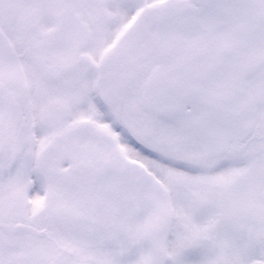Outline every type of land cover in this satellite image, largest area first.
<instances>
[{"label": "snow or ice", "instance_id": "snow-or-ice-1", "mask_svg": "<svg viewBox=\"0 0 264 264\" xmlns=\"http://www.w3.org/2000/svg\"><path fill=\"white\" fill-rule=\"evenodd\" d=\"M0 264H264V0H0Z\"/></svg>", "mask_w": 264, "mask_h": 264}]
</instances>
